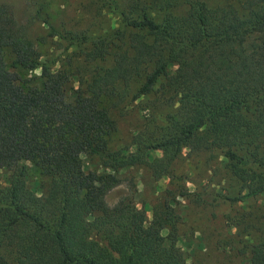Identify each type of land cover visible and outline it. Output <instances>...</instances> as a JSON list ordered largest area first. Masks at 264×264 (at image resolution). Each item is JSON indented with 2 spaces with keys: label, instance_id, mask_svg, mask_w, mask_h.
<instances>
[{
  "label": "trees",
  "instance_id": "1",
  "mask_svg": "<svg viewBox=\"0 0 264 264\" xmlns=\"http://www.w3.org/2000/svg\"><path fill=\"white\" fill-rule=\"evenodd\" d=\"M95 3L92 20L115 21L104 35L61 33L39 10L22 24L0 5V170L11 172L0 192V264H182L176 237L163 234L178 222L172 207L158 205L147 224L132 197L106 201L121 184L116 173L141 165L142 154L165 155L147 164L155 180L184 149L219 154L239 187L199 194L211 209L264 194V0ZM34 21L77 52L83 70L71 96L65 72L37 51ZM27 70L39 75L22 79ZM135 102L151 103L161 126L138 133L134 152L110 151L111 111ZM81 157L103 172L84 171ZM22 161L46 178L42 195L27 188ZM227 218L235 235L214 264H264V213Z\"/></svg>",
  "mask_w": 264,
  "mask_h": 264
},
{
  "label": "rangeland",
  "instance_id": "2",
  "mask_svg": "<svg viewBox=\"0 0 264 264\" xmlns=\"http://www.w3.org/2000/svg\"><path fill=\"white\" fill-rule=\"evenodd\" d=\"M2 4L7 5L16 20L22 24L34 17L35 11L39 10L40 15L61 33L104 35L114 29L115 21L111 16L101 14L102 17L92 20L100 11L95 0H0V5ZM48 33L40 21H34L29 27V34L35 39L41 59L54 71L65 72L66 92L71 96L79 87L78 78L72 75L83 70V67L75 61L77 52L73 46L59 37H48ZM4 55L10 69L13 56L9 50H5ZM20 74L22 79H26L38 76L39 70H27ZM149 105L151 103L135 102L126 108L111 111L115 130L108 142L110 151L134 152L143 147L136 144L135 136L138 133L146 134L154 127L161 126L160 122L153 120H161L158 113L149 116ZM188 151L183 150L173 172L160 180L152 177L147 164L153 159L164 158L165 155L160 152L142 154L141 165L116 173L121 184L107 195L106 201L113 206L122 197H132L147 224H153V210L158 205H169L177 214L178 222L163 234L170 232L176 237L182 264H214L229 255L221 241L235 235L227 217L252 210L264 213V194L238 202L236 206L220 204L214 209L206 207L204 196H198L199 194L207 196L222 192L226 195L239 186L223 169L224 159L219 154L189 155ZM80 162L84 171L95 169L99 173L103 172L94 167L87 157H81ZM19 165L26 168L27 188L37 196L42 195L47 181L38 167L28 161H22ZM10 174L6 169L0 170V192L6 189ZM230 259L231 264L240 263L237 258Z\"/></svg>",
  "mask_w": 264,
  "mask_h": 264
}]
</instances>
